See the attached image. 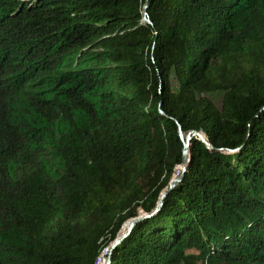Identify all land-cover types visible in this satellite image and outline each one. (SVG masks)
<instances>
[{"label": "trees", "instance_id": "trees-1", "mask_svg": "<svg viewBox=\"0 0 264 264\" xmlns=\"http://www.w3.org/2000/svg\"><path fill=\"white\" fill-rule=\"evenodd\" d=\"M144 1L0 0V264H98L177 125L108 264H264V0Z\"/></svg>", "mask_w": 264, "mask_h": 264}, {"label": "water", "instance_id": "water-1", "mask_svg": "<svg viewBox=\"0 0 264 264\" xmlns=\"http://www.w3.org/2000/svg\"><path fill=\"white\" fill-rule=\"evenodd\" d=\"M145 9H146V0L143 3L142 6V19L147 21L146 18V13H145ZM159 110V109H158ZM160 111V110H159ZM160 113L162 114V112L160 111ZM177 134L181 140L182 143V147H181V155H180V159H179V167L178 169L175 171V173H173L169 180L167 181V183L165 184L164 187H162L159 192H158V196L156 198L155 204L153 206V208L150 209V211L148 213H144L140 210L139 213H137L136 215H134L133 217H129L127 218L120 226V228L118 229V231L116 232L114 238L109 242L108 246H107V250H106V254L105 256L102 258V264H108L109 262V257H110V252L111 250L114 248V246L119 243L123 237L125 235H127V233L129 232L130 228L140 219L145 218L147 216L152 215L153 213H155L161 203L163 198L166 196V194L181 180L185 168L187 166L188 163V150H189V145H190V141L192 138H196L198 140H200V142L207 147L208 149H212V146L205 140L204 136L194 130H186V131H182L180 126L177 125ZM215 150V149H213ZM216 150H220L222 152H226V153H230L233 151V149L231 148H219ZM176 169V167H175ZM174 169V170H175Z\"/></svg>", "mask_w": 264, "mask_h": 264}, {"label": "rangeland", "instance_id": "rangeland-1", "mask_svg": "<svg viewBox=\"0 0 264 264\" xmlns=\"http://www.w3.org/2000/svg\"><path fill=\"white\" fill-rule=\"evenodd\" d=\"M139 210H140V209H139ZM103 253H104V251H103ZM100 256L103 258V255H100ZM100 256H99V257H100ZM101 257H100V258H101ZM100 258H99V259H100ZM98 261H99V260H98ZM97 263H98V262H97ZM100 264H102V260H101V263H100Z\"/></svg>", "mask_w": 264, "mask_h": 264}, {"label": "bare ground", "instance_id": "bare-ground-1", "mask_svg": "<svg viewBox=\"0 0 264 264\" xmlns=\"http://www.w3.org/2000/svg\"><path fill=\"white\" fill-rule=\"evenodd\" d=\"M101 257V256H100ZM101 263V261H99V263L98 264H100Z\"/></svg>", "mask_w": 264, "mask_h": 264}, {"label": "built area", "instance_id": "built-area-1", "mask_svg": "<svg viewBox=\"0 0 264 264\" xmlns=\"http://www.w3.org/2000/svg\"><path fill=\"white\" fill-rule=\"evenodd\" d=\"M100 255H102V253H101ZM100 255H99V256H100Z\"/></svg>", "mask_w": 264, "mask_h": 264}]
</instances>
